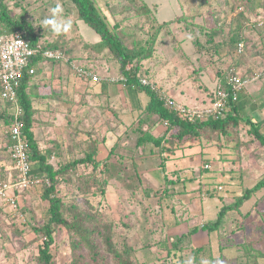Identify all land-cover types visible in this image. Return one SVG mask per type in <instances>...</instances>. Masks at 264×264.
Listing matches in <instances>:
<instances>
[{"label":"rangeland","instance_id":"obj_1","mask_svg":"<svg viewBox=\"0 0 264 264\" xmlns=\"http://www.w3.org/2000/svg\"><path fill=\"white\" fill-rule=\"evenodd\" d=\"M144 1L148 4H158L159 7H151L152 12L148 15L143 10V0H96L110 23L119 24V35L129 47L140 46L139 43L146 46L147 41L150 42L148 45L150 46L154 41L152 57L142 62L143 67L146 63L147 72L152 75L154 81L156 79L159 81L169 69L175 73V67L178 68L181 63L190 70V48L194 49V47L202 55L198 59L199 65L214 64V69L219 71L225 72L228 67L236 64L237 69L252 73L262 63L264 65L263 61L259 65L258 62L256 65L251 64L254 60L257 61L256 57L260 54L257 37L263 34L258 21L264 22V0ZM4 2L9 6L12 17L19 19L24 16L34 26L40 41L45 44H61L60 50L69 59L82 58L80 48L84 49L83 38L93 42L99 37L89 25L79 22L77 9L70 0H4ZM57 7L59 12L54 14L52 9ZM54 16L62 26L55 31L51 25L43 23L45 19ZM165 20L171 21L164 26L158 22ZM78 26L81 33L78 32ZM237 35L243 36L246 43V54L242 57H239L232 42ZM164 47L169 49L168 53L160 52ZM103 56L118 63L110 51ZM153 62L158 64L154 65ZM65 65L70 64L53 63L50 70L53 79L57 76L55 73L61 72ZM248 65L254 67L247 70ZM119 68L121 74V66ZM262 86L264 87V81ZM168 95L176 98L173 89ZM180 99L188 103L187 96ZM32 100L34 106L36 101ZM58 102L60 106L54 113L51 112L52 110L49 112L39 110V114L35 115V128L45 131L44 134L43 132L40 134L41 151L51 149L53 153L60 154L56 159H51L56 169L68 161L83 157L80 151L71 158L65 156L63 148L67 147L64 138L66 130L63 127L71 119L63 118L61 112L59 115L58 110L61 109L62 102L59 100ZM10 110L9 105L0 99V141L5 147L8 145L5 136L8 128L6 120ZM2 113H6L7 116H1ZM47 114L50 116L47 117ZM72 117L75 118L74 115ZM52 126L54 127L51 128ZM251 127L245 123L238 127L231 126L230 134H214L208 144H204V148H197V151L201 152L193 155L192 160L197 155L203 154L202 149H208L209 145H218L221 153L219 161H216L220 164L212 163L210 159L209 164H212L213 168L207 176L208 171L204 170L206 157L203 156V159L198 161L199 171L205 174V181L199 174V185L192 181L188 191L184 190V195L198 194L191 203L177 198L179 194L171 188L170 183L164 184L163 181L160 183L155 180L148 182L145 175L140 178L137 169L139 164L127 158L125 146L124 160L113 158L109 166L110 172L123 178L124 182L113 180L105 184L104 177H107L108 173L102 167L99 174L97 173L98 181H92L93 187L84 192L78 188L81 183L78 178L81 176L84 180L92 173V166L80 165L77 172L79 176L72 173H66L65 177L61 176L56 195L63 203V215L71 222L83 214L95 216L92 225L101 228L105 237L110 236L117 249L120 251L126 248L133 249L131 259L134 264H189V261L191 264H264V189L252 190L248 200L242 202L238 209L229 211L225 215L218 230L198 231L197 234H201L193 235L187 242H177L178 237L192 231V227L215 223L223 207L239 202L247 190L252 189L256 182L263 179L264 145L257 137L250 135ZM75 130L77 133L83 132L81 142L84 143V147L94 146L93 138L86 135L87 130L84 132L79 126ZM126 144L132 146L131 151L134 150V141ZM56 146L59 150H56ZM138 151V155L151 152L148 150L145 153L143 149ZM5 155H10L7 149ZM160 162L158 158L150 160L145 165L149 168V165L158 166ZM139 172L142 173V170ZM150 174H164V170L157 168ZM70 179L72 181L68 182ZM159 187H162L160 191L164 190L167 193L160 205V196L157 194ZM208 189H212L213 193L203 197ZM22 196L24 200L21 209L29 217L27 225H24L21 218L11 216L8 210H0V264H40L38 258L45 241L42 228L50 219V203L43 198L40 189L24 193ZM203 200L214 201L216 206L212 207L213 211L209 210L208 214L201 213L203 211L200 209L204 204L200 205V203ZM148 204H150L149 213L146 212ZM184 220L188 222L186 227L182 225ZM34 229L41 231L36 232ZM98 239L101 246L97 262L93 259L91 251L87 249L77 251L74 248L73 241L76 237L73 233L64 226H54L51 254L55 264H117L113 256L106 251L102 237ZM220 247L224 249L222 254ZM180 248L183 250L180 251Z\"/></svg>","mask_w":264,"mask_h":264},{"label":"crops","instance_id":"obj_2","mask_svg":"<svg viewBox=\"0 0 264 264\" xmlns=\"http://www.w3.org/2000/svg\"><path fill=\"white\" fill-rule=\"evenodd\" d=\"M143 2L150 9L153 6L159 7L158 4H148L144 0ZM171 20L158 22L163 24ZM78 28V32L81 33L79 26ZM260 30L263 34L257 37L260 54L256 57L257 61L254 60L255 63H251L253 65H256L257 62V65L261 64L262 61L264 62V27H261ZM100 40V36L93 42L86 41L83 38L82 42L84 49L80 48V52L83 56H81V59L78 58L77 60L73 58V62L83 67H89L90 70L99 75L102 79L99 83H93L90 80H82L76 77L70 63V65L63 66L61 72L58 71L55 73V76L57 75L55 79H53L50 72L55 62L43 61L39 66H34L36 73L33 75L30 82L28 92L30 93L31 90L30 96L36 101V104L33 106L36 115L39 114V110L47 112L52 110L51 112L54 113L55 109L60 106L58 100L61 101L62 106L61 109L58 110L59 115L61 112L63 113V118L69 117L71 119L66 122L63 127L68 134L66 135V133L63 132L64 138L66 139L65 145L67 146L63 148L66 157L71 158V156L79 152L78 150H74L75 152L72 151L73 147L82 141L83 132L80 131L77 133L75 130L79 126L80 130L84 132L86 130L88 131L87 135L89 134L90 137L93 138L92 141H96L95 144L98 148L97 161L109 160L112 162L113 158L114 160H124V148L126 146L127 158L133 159L136 162L135 164H139L137 169L140 178H143V175H145L148 182L155 180L157 182L163 181L164 184L170 183L171 188L173 190L175 189L176 193L179 194L176 196L177 198H182L186 203H191L198 194L193 193L184 195V190L186 189L185 191H188V186L192 185V181H195V183L199 185V174L203 181H205V174H201L199 171L198 161L203 159V156L206 157L204 170L208 171L207 176H209L208 174L211 173L210 170L213 168V165L209 164L211 163L210 159L212 163L215 162L219 165L220 162L216 160L219 161L221 151H219L218 145H216L217 147L215 145H209L208 149H202L203 154L200 156L197 155L194 160H192L193 155L200 153L201 151H197V148H204V144H208V141L217 133L207 131L201 135L200 139L191 141H179L173 138L172 135L174 130L168 129L169 126L165 125L161 116L155 113L151 114L147 111L152 101L151 95L142 89H134L131 85H127L128 82L118 80L119 76L120 78L123 76V74L119 72V64L112 60H107V58L103 56L108 50L99 54L95 52V50L93 51L86 47V45L96 44L100 42ZM161 50V53H168L169 49L164 47L161 48ZM190 50V70L184 63H181L178 68L175 67V73L169 69V72L159 78V81L157 79L154 81L152 75L148 74L145 63V67H143L144 74L151 78L152 81L158 83L159 87L168 94L170 90L173 89L175 97L178 98L174 99L177 101L186 105L191 104L192 106L206 105L212 101L214 92L225 72L214 69V64L212 66L199 65L200 60L198 59L202 55L199 54V51L195 47L194 49L190 48ZM156 64L158 63H154V65ZM196 66L198 67L195 68ZM252 67L254 66L248 65L247 70ZM258 70L264 71L263 63L259 68L253 71L257 72ZM241 71L243 74H250L246 73V71ZM262 84L263 81L254 82L241 93L240 101L237 104V115H240L244 119H251L259 123L260 133L264 136V87ZM184 96L188 97V103L180 99ZM72 115H74L75 118H73ZM49 116L50 114H47V117ZM241 123L245 122L243 121ZM53 127L54 126L51 128ZM34 131L35 138L38 143H40L39 141L42 139L40 134L43 130L36 127ZM141 131H143L145 135H141ZM44 132L42 134H44ZM48 134L49 132L46 135L48 136ZM140 138H142L141 141H144L142 145L138 144ZM129 141L135 142L133 151H131L132 146L129 147L126 144ZM140 149L145 150V153L148 150L151 152L150 154L138 155V150ZM7 152L9 154V150H7ZM131 152H133V154ZM5 154V146L0 141V165L6 164L7 169H11L13 165L9 157ZM59 155L60 154H55L54 152L52 159H56ZM158 158H160L161 161L158 166L149 165L148 168L145 165L150 160H157ZM157 168H162L164 174H150V172H154ZM140 170H142V173L139 172ZM113 180L118 182L124 181L120 176L112 179V181ZM161 189L162 187H159L157 190L160 191ZM211 191L212 189L206 190V194L204 193L202 196L205 197V195H210V193H213ZM22 200H24V198ZM208 201L203 200L201 203H197L198 205L199 203L200 205L204 204V207L200 209L203 211H200L203 214L204 212L208 214L209 210L213 211L212 207L215 203L214 201ZM167 203L169 202L167 201ZM182 225L186 227L188 226V222L186 223V220H184ZM203 226L204 225H197L192 227V229L196 227L202 228ZM202 230L203 229H199L198 231L203 232ZM200 234L196 233V235ZM174 235L178 234L174 233Z\"/></svg>","mask_w":264,"mask_h":264},{"label":"trees","instance_id":"obj_3","mask_svg":"<svg viewBox=\"0 0 264 264\" xmlns=\"http://www.w3.org/2000/svg\"><path fill=\"white\" fill-rule=\"evenodd\" d=\"M76 7L78 13L79 21L84 22L89 25L92 29H94L98 35L100 36V42L93 45H86L87 48L92 49L95 52L102 54L105 51H110L114 58L118 61L119 66H121V71L123 77H126L128 80L127 85H131L134 89H142L149 93L152 97L151 104L147 111L151 114H159L161 118L165 121L169 122L168 129H173L174 133L172 135L173 138H176L179 141L183 140H195L200 139L201 135L205 132L218 133V134H230V127L235 126L238 127L241 125V122H245L246 125L252 126L249 128V132L251 136L257 137L261 140L264 145V136L260 133V124L252 121L251 119H244L240 115H237L238 108L237 104L230 103L228 108L226 109V116L218 119H207L203 121H198L196 123L187 122L181 120L177 117V115L168 110L163 101L160 99L159 95L152 91L148 87H144L139 83L140 77L144 74L143 70V61L150 59L152 57V45H149L150 42H146V46H143L139 43L140 46L129 47L124 41L121 39L119 35V24L114 23L111 24L107 15H105L100 7L98 6L96 0H70ZM144 11L150 15L152 9H150L147 5L143 3ZM169 24L168 22H164L162 25ZM16 33L22 34L23 37L36 44L40 41V37L36 35V31L34 26L24 17L21 16L19 19L11 16V11L9 6L5 4L4 0H0V35H14ZM244 41L243 36H235L233 39V44L236 46V51L238 50L239 42ZM45 47L51 49H60L61 44H45ZM224 46V45H219ZM210 50V49H207ZM238 53V52H237ZM246 54H239V57H242ZM70 60L73 61V57H70ZM43 62L42 59L38 58L34 63V66H39ZM136 63V64H135ZM132 65V66H131ZM128 66H131L128 68ZM233 66H237L236 64ZM89 69V67H86ZM237 68V67H236ZM239 69V68H238ZM241 71V69H239ZM254 71L252 72V74ZM225 74H223V78L220 81L226 88L227 83L225 81ZM33 78V75L27 74L23 77L20 88L18 89V100L21 107L24 109V114L22 116V120L24 121L23 134L25 136V141L27 144L28 153L30 155V163L32 164V177L44 176L50 179V185H40L37 189H40L43 192V198L48 200L50 203L49 208V221L42 228L44 231L45 241L43 243L42 248L40 249V256L38 258L40 264H55L53 260V255L51 254V246L54 244V226H64L68 229L73 235L76 237V240L73 241V246L77 251H82L83 249H87L91 251L93 254V259L98 262L100 254L99 249L101 244L98 243V238L102 237L105 242L106 251L113 256V259L117 262V264H134L131 259L133 249L126 248L125 250L120 251L116 248L114 243L111 241V237H105V233L101 228H97L92 223L95 221V216L92 215H81L76 217V219L71 222L66 219L62 212V201L56 195L57 188L60 183L62 177H65L66 173H72L79 176L78 167L81 165L92 166V173L87 175V177L82 180L81 176H79V180L81 181L79 185V189L88 190V188L93 187L92 181H98L97 173L104 167V171L108 173L107 177H104V183H108L112 181V179L117 178L118 176L113 175L110 172V161H97L98 148L94 142L93 147H84V143H78L72 149L82 152L83 157L80 159H76L74 161H68L62 167L56 169L52 163L51 159L53 157L52 150H46L42 152L39 146L38 141L35 138L34 128L36 126L35 119V110L33 109V100L30 96L29 87L30 82ZM151 79V78H150ZM259 81H264V73L262 74ZM1 82H0V91H1ZM214 98V95H213ZM3 101V100H2ZM6 102V101H5ZM10 107V112H8V117L6 120V126H10L14 122V113H13V105L9 102H6ZM5 114V115H4ZM2 113L1 116H7L6 113ZM141 135H145L143 131L140 133ZM87 135V134H86ZM89 136V134H88ZM142 137V136H141ZM7 139V150H10L12 141L10 136L6 135ZM142 138L139 139L138 144L142 145L144 141H141ZM56 150H59L58 147H55ZM5 149V150H6ZM10 154V151H9ZM11 164L13 165L11 155H8ZM103 171V172H104ZM7 176V166L6 164L0 165V180L5 179ZM62 176V177H61ZM70 179L68 182H71ZM122 182H124L122 180ZM97 183V182H96ZM139 188V187H138ZM137 188V189H138ZM264 189V177L261 179L252 189L246 191V194L232 205L225 206L221 209L218 215V219L212 225H204L202 228L204 231H215L218 230L225 218V215L232 210L238 209L242 202L248 200L251 195L252 190H261ZM104 191V190H103ZM159 197V205L161 201L164 199L163 197L167 196L166 191H160L157 193ZM169 197V196H168ZM167 198V197H166ZM150 204H148V210L146 212L149 213ZM0 210H8L10 215L16 217L14 212H12L7 206L0 205ZM146 210V209H145ZM21 213L23 214L22 221L24 225L29 223V217L24 213L21 209ZM197 227L192 229L189 233H185L178 237L177 242L183 243L187 242L193 235L198 232ZM36 232H40L41 229H34ZM167 244V242H165ZM167 248V247H166ZM182 251L183 249H179ZM223 247H220V253H223Z\"/></svg>","mask_w":264,"mask_h":264},{"label":"built area","instance_id":"obj_4","mask_svg":"<svg viewBox=\"0 0 264 264\" xmlns=\"http://www.w3.org/2000/svg\"><path fill=\"white\" fill-rule=\"evenodd\" d=\"M258 25L262 27L264 22L258 21ZM245 51L246 43L244 41L239 42L238 54H243ZM38 58L47 62L70 63L78 78L90 80L93 83L102 81L99 75L71 61L60 49L47 48L43 42L34 44L20 33L0 35V82L2 87L0 99L13 105L15 117L14 122L6 130V135L10 136L12 141L9 151L13 166L11 169H7L6 178L0 180V205L7 206L19 218H23L21 213L22 195L32 192L40 185L51 184L48 177H32L33 168L23 134L24 121L22 116L24 109L18 100V89L21 86L22 79L26 73L35 75L34 63ZM263 73V70H258L253 74L246 75L235 66L228 67L224 73L228 88L219 82L212 101L202 106H189L177 101L147 76L140 77L139 83L156 92L165 107L174 112L179 119L196 123L210 118L218 119L226 116V109L229 104L238 102L241 93L250 84L259 81ZM118 80L128 82L127 78L123 76ZM165 125L168 126L169 122L165 121Z\"/></svg>","mask_w":264,"mask_h":264},{"label":"clouds","instance_id":"obj_5","mask_svg":"<svg viewBox=\"0 0 264 264\" xmlns=\"http://www.w3.org/2000/svg\"><path fill=\"white\" fill-rule=\"evenodd\" d=\"M52 12L55 14L59 12V7L52 9ZM44 24L51 25L53 27V30L55 31L57 28L62 27L58 21L55 19V16L51 19H45L43 21ZM189 264H191V261H189Z\"/></svg>","mask_w":264,"mask_h":264}]
</instances>
